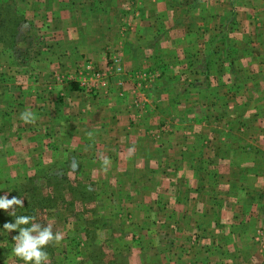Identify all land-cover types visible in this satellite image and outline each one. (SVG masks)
Here are the masks:
<instances>
[{"label": "crops", "instance_id": "crops-1", "mask_svg": "<svg viewBox=\"0 0 264 264\" xmlns=\"http://www.w3.org/2000/svg\"><path fill=\"white\" fill-rule=\"evenodd\" d=\"M183 2L186 6V0ZM25 4L34 8V15L29 13L26 20L37 23L42 34L41 54L36 55L39 59L26 66L53 71L49 81L54 84L58 81L55 71L72 70L77 63L110 75L106 85L100 86L99 97L86 95L75 81H67L68 111L61 108L58 95L54 109H64L61 115L67 114V148L84 154L85 150L94 151L99 177L107 175L113 183L108 194L100 193L102 198L133 200L140 196L146 200L142 208H133L135 212H143L144 207L153 214L165 211L166 221L156 224L166 226V238L151 241L156 243L152 246L154 254L158 255L166 243L165 264H249L260 257L247 245L252 242L250 232L257 228L256 213L264 214L259 203L260 199L264 204V187L258 191L247 188L252 180H262V175L238 161V153H248L250 148L232 141V123L230 129L222 130L217 121L197 124L190 115L192 105H187L191 97L182 96L181 75L173 63L174 55L190 45L201 47L206 37L202 23L209 22L212 28L215 16L196 11L198 24L180 8L182 13L166 18V29L155 33L152 19L149 30L148 17L139 13L140 5L148 4L144 0H26ZM137 21L140 26L146 24L145 31L136 28ZM160 35H166L170 45L164 50L155 43ZM180 42L183 48L177 46ZM112 56L117 61L110 65ZM166 86L170 90L174 87L177 101L171 100L172 92H166ZM183 104L187 105L185 111ZM7 114L0 110V151L11 154L15 149L6 141L10 134L17 141L25 139L12 131V116ZM154 117H172L174 121L171 125L164 120L166 123L158 128V136L162 128H168V135L160 141L150 138ZM57 133L62 134V129L57 128ZM37 141L35 145L41 146ZM130 148H134L132 153ZM104 158L111 161L107 170ZM131 183L141 187L131 191ZM255 204L258 206L251 207Z\"/></svg>", "mask_w": 264, "mask_h": 264}, {"label": "rangeland", "instance_id": "rangeland-1", "mask_svg": "<svg viewBox=\"0 0 264 264\" xmlns=\"http://www.w3.org/2000/svg\"><path fill=\"white\" fill-rule=\"evenodd\" d=\"M145 1L148 4L140 5L139 13L145 19L148 17L149 24H145L147 29L153 28L150 23H154L152 30L155 33H160L159 29H166V18L182 13L180 8L189 12L187 15L191 16L190 20L195 19L196 11H201L203 16H215L212 28L209 22L202 23L206 37L203 38L201 47L190 45L185 52L180 51L174 55L177 58L173 63L177 64L176 72L179 70L181 75L179 79L184 90L182 96L191 97L192 100L187 104L192 105L193 112L190 115H194L198 125L207 120L217 121L215 123L221 130L230 129L229 125L232 123V141L239 147L247 145L250 148L248 153H238V161L247 167H254L262 175V180H252L247 189H262L264 0H192L194 5L186 0V6L183 5L184 0ZM20 2L24 4L19 7ZM25 2L26 0H0V110L12 116V131L25 139L23 142L17 141L14 134H10V139L6 141L9 140L15 150H11V154L7 150L0 151V195L11 192L9 198L19 195L25 199L26 204L29 193H25L23 188L37 185L42 188L45 196L53 192V196L58 197L55 208L37 215V222L46 224L50 220L54 221L53 231L63 233V239L58 245L51 243L44 249L49 255L50 264H165L166 243L160 248L158 255L152 251V246L156 244H152L153 241L166 238V226L156 224L166 221L165 211L153 214L144 207L143 212L136 213L133 208H142L146 200L140 196L133 200L124 197L102 198L100 193L108 194L113 183L107 180V175L99 177L98 167L94 166L96 162L92 158L94 151L85 150L84 154L82 150L67 148V114L61 115L69 103L66 92L70 86L67 81H75L80 87L84 76L87 77L86 72L81 63L75 64L72 70H57L54 75L58 81L54 84L49 81L53 71H39L26 66L32 60L34 63L39 59H36V55L38 56V52L41 54L39 40L42 39V34L37 23L32 22L33 25L26 20L29 13L34 15V8L31 9ZM5 5L7 7L3 9ZM194 22L199 24L196 19ZM140 24L137 21L136 28L145 31L146 26ZM165 37L166 35H160L155 39L156 45L160 44V50L170 46ZM182 44L180 42L177 46L183 48ZM227 48L229 52H225ZM210 49H213L212 53ZM162 55L166 58V53ZM234 69L237 70L231 71ZM241 70L243 76L239 75ZM235 79H241L237 82L243 85L241 91L230 87ZM76 81H80V85ZM197 83L207 87L205 90L197 88ZM58 87L60 90L56 92ZM89 88L90 84L86 83L80 87V92L99 97L90 93ZM168 91L172 92L169 93L171 97L175 93L174 87L170 90L166 86V92ZM55 95L61 97L58 100L61 99V108H64L58 112L54 109L57 100ZM175 96L176 94L171 98L172 101L178 100ZM189 98H186L187 101ZM183 105L182 111H185L187 105ZM137 109L142 111L139 105ZM25 110H31L35 114V122L25 123L20 119V114ZM164 120L154 117L153 128L149 131L151 140L160 141L168 135L166 130L157 135L158 128L166 121L174 124L172 117ZM57 128H61L63 133H57ZM236 129L242 130L237 132ZM35 140L40 141L41 146L35 145ZM44 177L54 179L55 184L50 189L43 186ZM30 178L34 179L28 182ZM132 185L131 183V191L141 187V184L136 185L139 187ZM149 200H153V197ZM259 203L263 209L264 204L260 199ZM254 206L258 205L251 207ZM21 209L17 208L15 211ZM255 217L258 219L257 228L250 232L252 242L247 246L251 253H259L260 257L249 264H264V214L257 212ZM7 219L6 214L0 212V225ZM248 233L249 230L246 231ZM13 244L9 234L0 232V264H23V261L12 255Z\"/></svg>", "mask_w": 264, "mask_h": 264}, {"label": "clouds", "instance_id": "clouds-1", "mask_svg": "<svg viewBox=\"0 0 264 264\" xmlns=\"http://www.w3.org/2000/svg\"><path fill=\"white\" fill-rule=\"evenodd\" d=\"M20 119L25 123H33L36 116L31 110H25L20 114ZM128 151L132 153L134 148ZM110 163L108 158L103 159L104 170H107ZM10 194L5 192L0 195V212L11 218L0 225V232L11 236L14 242L12 255L23 261V264H50L49 255L44 249L51 243L58 245L63 239V233L53 231L54 221L41 224L35 216L17 215L15 210L25 207V199L19 195L9 198Z\"/></svg>", "mask_w": 264, "mask_h": 264}, {"label": "trees", "instance_id": "trees-1", "mask_svg": "<svg viewBox=\"0 0 264 264\" xmlns=\"http://www.w3.org/2000/svg\"><path fill=\"white\" fill-rule=\"evenodd\" d=\"M6 7H7V5H5L3 7V9H6ZM5 20L8 21V19H5ZM241 45L242 44L240 43V46ZM212 52H213V49H210V53H212ZM225 52H229V48H227L225 50ZM226 55H228V54H226ZM209 65H210V63L208 62L207 66L209 67ZM230 65L232 66V64H230ZM236 70L237 69H234V70H231V71L235 72ZM240 73H239V75L243 76L242 75L243 74L242 70H241ZM230 74H233V72L232 73L230 72ZM240 80L241 79H235L234 82H232L233 84L230 87L232 89H235L236 91H241V89L243 88V85L241 83L237 84V82L240 81ZM200 85L201 86H199V84L197 83L196 87L197 88H199V87L201 88L202 87L201 89H203L204 87H207L206 85H202V84H200ZM203 90H205V88ZM33 179L34 178H30L28 182H31ZM43 179H44L42 181L43 182V186H45V188H47V189H50L51 186L53 184H55L54 183V179L52 177H44ZM56 188H58V187H56ZM23 190H24L25 193H29V200H28V202H26L24 208H22L21 210L16 211L17 215L35 216L37 218V215L39 213L46 212L47 210L53 209V208H55L57 206L56 202L58 201V197L55 198L53 196V192L51 193V195L45 196L42 188L38 187L37 185L34 186V187L32 186L30 188H23ZM9 218L10 217H8V219ZM1 233L2 234L5 233L6 235L8 234L6 232H1ZM14 234L15 233H13V235ZM8 250H9V248L6 249V251H8Z\"/></svg>", "mask_w": 264, "mask_h": 264}, {"label": "built area", "instance_id": "built-area-1", "mask_svg": "<svg viewBox=\"0 0 264 264\" xmlns=\"http://www.w3.org/2000/svg\"><path fill=\"white\" fill-rule=\"evenodd\" d=\"M117 60L115 59L114 56L111 57V62L109 63L110 65L114 64ZM85 72H86V76H84V79L81 81V85H80V81H76L78 82V84L80 85V87L86 85V83L90 84V88L89 91L90 93L96 95H99V88L100 86H105L106 85V81L105 79L107 77H109L110 75L107 73V71H97L95 69L90 68V66H87L84 68ZM84 88V87H83ZM168 131L167 127H164L162 131Z\"/></svg>", "mask_w": 264, "mask_h": 264}]
</instances>
